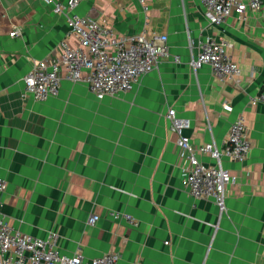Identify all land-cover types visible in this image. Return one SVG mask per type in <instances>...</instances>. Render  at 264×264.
Returning a JSON list of instances; mask_svg holds the SVG:
<instances>
[{"label":"crops","instance_id":"obj_1","mask_svg":"<svg viewBox=\"0 0 264 264\" xmlns=\"http://www.w3.org/2000/svg\"><path fill=\"white\" fill-rule=\"evenodd\" d=\"M76 11L123 35L166 34L181 59L163 58L128 92L99 99L86 82L62 79L57 95L39 101L24 94L25 74L77 38L43 0H0L3 217L35 236L58 232L60 252L80 246L86 259L114 251L118 264H264V100L253 102L264 93V0L218 25L201 0H80ZM206 38L227 42L238 75L191 67ZM170 109L189 120L184 131L197 145L222 144L245 117L251 150L243 161L223 157L233 180L221 215L212 198H195L182 183Z\"/></svg>","mask_w":264,"mask_h":264},{"label":"built area","instance_id":"obj_2","mask_svg":"<svg viewBox=\"0 0 264 264\" xmlns=\"http://www.w3.org/2000/svg\"><path fill=\"white\" fill-rule=\"evenodd\" d=\"M53 10L65 16L70 33L77 38L72 46L61 42L59 56L37 60L24 76V94L44 101L58 94L62 79L86 82L89 89L99 99L132 90L142 75L154 68L163 58L179 62L180 55L171 53L166 34L149 36L145 30L135 35H123L90 15L76 11L80 0H43ZM143 2L144 0H140ZM204 12L212 24H223L236 12L245 17L248 11L260 10L263 0H201ZM17 29L11 35L17 34ZM193 40L189 45L193 48ZM190 65L194 70L203 65L210 66L219 79H226L240 73L238 64L222 39L206 38L198 43V50L192 53ZM264 100V93L253 98V102ZM226 110H232L225 104ZM171 129L177 133L179 156L184 163L182 183L195 198H212L221 215L226 208V192L233 177L224 166L223 157L243 161L251 150L245 117L239 115L230 125L227 140L222 144L212 139L202 144H194L185 128L190 122L176 115L174 109L166 114ZM198 153L209 154L214 163L204 164ZM7 181L0 176V264H118L119 254L114 251L86 259L79 246L72 254L60 252L57 244L59 234L51 231L46 237L35 236L13 227L2 214L3 195ZM123 216L131 224L134 218ZM98 215L89 218L94 224Z\"/></svg>","mask_w":264,"mask_h":264}]
</instances>
